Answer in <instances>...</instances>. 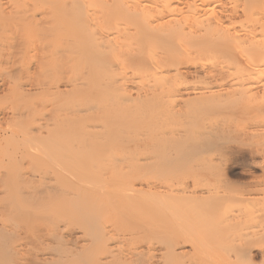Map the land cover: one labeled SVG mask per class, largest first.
<instances>
[{"label":"bare ground","instance_id":"6f19581e","mask_svg":"<svg viewBox=\"0 0 264 264\" xmlns=\"http://www.w3.org/2000/svg\"><path fill=\"white\" fill-rule=\"evenodd\" d=\"M6 84L0 264H264V0H0Z\"/></svg>","mask_w":264,"mask_h":264},{"label":"rangeland","instance_id":"374dc122","mask_svg":"<svg viewBox=\"0 0 264 264\" xmlns=\"http://www.w3.org/2000/svg\"><path fill=\"white\" fill-rule=\"evenodd\" d=\"M2 64H3V65H2ZM2 64H1V65L4 67V64H5V63H2ZM5 65H6V64H5ZM7 66H8V65H7ZM2 69H3V68H2ZM6 69H7V68H4V70H6ZM4 70H3V71H4ZM5 72H8V70L5 71ZM8 74H11V73L9 72ZM8 74H7V75H8ZM3 76H5V78H6V77H8L9 75L6 76V74H5V75H3ZM10 78H12L11 75L9 76V79H10ZM7 79H8V78H7ZM4 86L6 87V86H8V85L6 84V85H4ZM4 86H0V89L3 90V91L6 89ZM8 87H9V86H8ZM8 87H7V88H8ZM9 88H10V87H9ZM14 89H15V88H14ZM1 90H0V114H1V112H2V114L5 115V117L3 118L4 115L1 114V115H2V118H3V119H2L3 122H2V120H1V118H0V122L2 123V124L0 125V143L5 141V139H3V134H4V136H6V134H8V135H7L8 137H7V136L5 137L6 139L9 138V137L12 135V131H13V129L15 128V125H16V127H17V130L19 129V126H24V125H22V124L25 123V120L27 119V118H26V119H24V118H25L26 116L29 117V114H31L30 116H32V117H30L31 119L28 118L30 121L27 119L26 122L28 121V123L30 122V123H32L33 125H34V124L37 125L38 120L41 119L42 117H40V118H38V119L36 120L35 116L37 117L38 114L40 113L41 109H43V107L41 108V106L37 103L36 108H37L38 105H39V108H41L40 111H38L36 108L34 109V107H35V105H34L33 108L30 109V110L28 111L29 113L27 112V115H26V114H24L25 111H24L23 107H20V110L24 112L23 115H26V116H23L24 118H23L22 115H21V117H22V118H21V117H20V113H18L19 115L16 114V113H17L16 108L18 109V107H19V106L16 107V104H17V102L20 101L19 99L22 98V97H20L19 99L17 98V97H19L21 94H22V96H24V98H26V96L24 95L23 91L20 92L21 94L19 93L20 95H18V96L16 97V96H14V95H15V93H16L17 91L19 92V90H16V89H15V90H16V91L14 90L15 93L13 92L14 95H13L12 92L10 91L11 88H10L9 90L6 89V91H7V92L10 91V93H7L6 91L3 92V91H1ZM12 91H13V89H12ZM16 94H17V93H16ZM34 94H35L34 97L36 96L35 99L37 100L39 97L37 96L36 93H34ZM29 95H31V93H30ZM29 95H28V98H29ZM32 96H33V95H31L30 97H32ZM28 98H27V99H28ZM29 99L35 100V99H33V97H32V98H29ZM18 100H19V101H18ZM22 100H23V98H22ZM24 101H25V100H24ZM21 102H22V103H21V106H24L23 103H25V102H23V101H21ZM46 107H47V106H46ZM48 107H50V106H48ZM48 107H47V109H48ZM21 108H22V109H21ZM33 109H34V110H33ZM49 109H50V108H49ZM3 110H4L5 112H4ZM15 110H16V111H15ZM50 110H51V109H50ZM18 111H19V109H18ZM21 111H20V112H21ZM30 111H31V112H30ZM36 111H38L39 113H38V112L36 113ZM44 111H45V110H44ZM42 112H43V111H42ZM45 112H48V111H45ZM49 112H50V111H49ZM49 112H48V114H49ZM5 113H6V114H5ZM7 113H8V119H7ZM21 114H22V113H21ZM40 114H41V113H40ZM46 114H47V113H46ZM46 114H45V115H46ZM14 115H15V116H14ZM17 115H18L20 118H19ZM33 115H34V116H33ZM45 115H44V116H45ZM9 116H10V117H9ZM39 116H40V115H39ZM39 116H38V117H39ZM44 116H43V117H44ZM0 117H1V116H0ZM47 117H49V115H48ZM15 118H17V119L19 118V121L16 122L15 120H17V119H15ZM45 118H46V116H45ZM14 119H15V120H14ZM20 119H22V121H24L22 124H19ZM42 119H44V118H42ZM6 120H8V121H6ZM14 121H15L16 123H14ZM7 122H8V123H7ZM13 123L15 124V125H14V128H13L12 125H11V124H13ZM17 123H18V124H17ZM2 129H3V130H2ZM11 129H12V131H11ZM8 130H10V131H8ZM14 130H16V129H14ZM17 130H16V131H17ZM38 131H39V130L34 131V132H36L35 135H37V137H39V135H41V133H39ZM9 132H10V133H9ZM10 134H11V135H10ZM33 134H34V133H33ZM33 134H32V136H33ZM20 136H21V137H20ZM11 137H12V136H11ZM30 137H31V136H30ZM35 137H36V136H35ZM35 137H33L32 139H34ZM37 137H36L35 139H37ZM1 138H2V139H1ZM15 138H16V139H19V140L17 141ZM24 138H25V136H24L23 134L20 133L19 135H17V137H14V140H16V141H17L16 144L19 145V144H18L19 141H20V142H21V141H24ZM257 139H258V138L255 139L256 141L254 140V138L252 139V140L254 141V143H255L254 146L251 144V143L253 142L251 139H250V140L252 141L251 143H250V141L244 143L245 140H244V141H242V140L237 141L238 139L232 141V145H234V144L237 143L236 145L233 146L234 149H235V151H233L234 154H233L232 152L229 151L231 154L228 152V153H227V156H226L227 158H225V156H224V158H223L224 161L222 160V163H223V162H225V159H226V162H225V163H226L227 165H226V166H225V164H222V165L226 167V169H225V167H224V171H226V174L228 173V174H227V175H228V180H229L232 184L234 183V184H235V185L233 184L234 186H237L238 184H242V186L240 185L241 187H246V185L244 186L243 184H250V182L253 183L252 186H251L252 189H254L255 187H257L258 190H261V188H263V186H264V180H263V178H264V177H263V176H264V167H263L262 165H261L262 167L260 166V162H261V164H263L262 161H263L264 159L262 160V158H264V157H263V155L261 156L260 154H257L258 157H256V156L254 155V156L256 157V158H255V157L253 156V151H254V149L252 150V152H250L251 150L249 151V149H250L249 147H251L250 145H252L253 148L257 147V143H258L257 141H259L261 144H263L264 141H263L262 139H260V140H262V141L257 140ZM8 140H9V139H8ZM8 140H7V141H8ZM246 140H247V139H246ZM248 140H249V139H248ZM248 140H247V141H248ZM235 141H236V143H235ZM241 141H242V143H241ZM233 142H234V143H233ZM14 143H15V142H13V144H14ZM21 143H23V142H21ZM21 143H20V145H23V144H21ZM247 143H248V144H247ZM260 143H259V145H261ZM16 144L13 146V148L17 146ZM238 144L241 146V152H240V150H239V149H240L239 147H238V150H236V149H237L236 147L239 146ZM230 145H231V143H230ZM232 145H231V146H232ZM255 145H256V146H255ZM263 145H264V144H263ZM263 145H261V146H263ZM235 146H236V147H235ZM233 147H232V148H233ZM242 147H243V149H242ZM246 147H247V148H246ZM7 149H8V148H7ZM9 149H10V150H9ZM9 149H8V150L10 151V153H11V155H12V154H13V153H12V150H13L12 147L9 148ZM11 149H12V150H11ZM247 149H248V150H247ZM8 150H6V152H8ZM244 150H245V151H244ZM246 150H247V151H246ZM236 151H239L240 154H239L238 152H237L238 154L235 153ZM242 151H244V152H242ZM14 152H15V151H14ZM249 152H250L251 154H250ZM42 153H43V152L40 151V152L36 153V154H37L36 156L40 159V154H42ZM17 154H18V155H17ZM32 154H34V153H32ZM229 154H230L231 156H230ZM232 154H233V155H232ZM2 155H3V154H2ZM2 155L0 154V170H1L0 172H3V171H4L5 167L7 166V163L11 162V163L13 164V160H12V159H11L12 161L10 160L9 162H7L8 159H10V156L7 155L9 158H7V157L5 156V157H4L5 159H4V158L2 157ZM20 155H21V154H20ZM20 155H19V153H16V155L13 154V156H15V157H14V160H16L17 158H18V160H20V158H19ZM237 155H238V156H237ZM249 155H250V156H249ZM13 156H11V158H12ZM29 156H31V155H29ZM29 156H28V157H29ZM247 156H248V157H247ZM260 156H261V157H260ZM34 157H35V155H34ZM231 157H232V158H231ZM29 158H31V157H29ZM32 158H33V155H32ZM32 158H31V159H32ZM38 158H37V159L35 158L36 161L38 160L37 163L39 162V159H38ZM229 158H230V159H229ZM235 158H236V159H235ZM245 158H246L247 160L249 159V164H250L251 166H250V165H248L249 167H248V166H244L243 163H242V165H241L242 160H243L244 163H245V161H247V160H245ZM228 159H229V160H228ZM255 159H256V160H255ZM32 160H33V159H32ZM254 160H255V161H254ZM261 160H262V161H261ZM36 161H35V162H36ZM227 161H228V162H227ZM6 162H7V163H6ZM32 162H33V161H32ZM251 162H252V163H251ZM253 162H256V163H253ZM33 163H34V162H33ZM37 163H36V165H37ZM239 163H240V164H239ZM30 164H32V163H30ZM237 164H238V165H237ZM253 164H254V165H253ZM1 165H2V166H1ZM27 165H28V164H27ZM32 165H33V166H31V168H35V167L38 166V165L35 166V164H32ZM252 165H253V166H252ZM255 165H256V166H255ZM4 166H5V167H4ZM8 166H9V164H8ZM8 166H7V167H8ZM29 166H30V165H29ZM34 166H35V167H34ZM239 166H240V167H239ZM243 166H244V167H243ZM2 167H3L4 169H3ZM7 167H6V169L9 171V169H8L9 167H8V168H7ZM235 167H236V168H235ZM237 167H238V168H237ZM11 168H12V167H11ZM235 169H236V170H235ZM232 170H234L233 173H232ZM237 171H238V172H237ZM6 172H7V171H4L5 174H6ZM2 174H3V173H2ZM5 174H3L4 176H3V175L0 176V178H1V177L4 178V177L6 176ZM256 175H257V177H256ZM253 176H254V177H253ZM255 177H256V178H255ZM257 178H258V180H257ZM230 179H231V180H230ZM1 180H4V179H2V178L0 179V187H1V183H2ZM5 180H6V177H5ZM250 180H252L253 182L250 181ZM255 180H256L257 182H258V181L261 182L262 185H261V184L257 185V182H256ZM245 182H247V183H245ZM254 182H256V184H255ZM259 182H258V183H259ZM236 184H237V185H236ZM240 186H239V187H240ZM253 186H254V187H253ZM261 186H262V187H261ZM251 187H250V188H251ZM3 188H4V187H3ZM259 188H260V189H259ZM0 189H1V190H0V193H1V191H2V187H1ZM10 189H11V188H10ZM4 190H5V189H4ZM7 190H8V188H7ZM12 190H13V189H12ZM14 190H15V189H14ZM10 191H11V190H10ZM254 191H255V189L253 190V194H254ZM3 192H5V193H3ZM3 192H2L1 194H2V195L4 194L5 196H7L8 194L6 195V192L8 193L9 190H8V191L5 190V191H3ZM12 192H14V191H12ZM257 192H258V191L256 190L255 193H257ZM1 194H0V196H2ZM11 194H12V193H10L9 196H10ZM5 198H6V197H5ZM7 198H8V196H7ZM10 201L12 202V200H10ZM15 205H16V204H15ZM6 207H8V205H6ZM6 207H0V219L3 220V221H5L6 223H12V220H10V218H8L7 213L4 212V210H5ZM257 248H258V246L255 247V251H257V250L259 249V248H258V249H257ZM253 249H254V248H253ZM257 258H258V259H257ZM257 258H256V261L259 262L260 258H259V257H257Z\"/></svg>","mask_w":264,"mask_h":264}]
</instances>
